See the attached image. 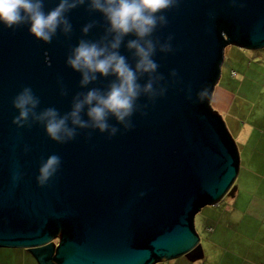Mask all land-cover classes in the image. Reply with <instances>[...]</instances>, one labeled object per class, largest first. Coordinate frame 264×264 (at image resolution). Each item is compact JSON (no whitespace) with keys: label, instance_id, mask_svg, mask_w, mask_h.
Instances as JSON below:
<instances>
[{"label":"water","instance_id":"1","mask_svg":"<svg viewBox=\"0 0 264 264\" xmlns=\"http://www.w3.org/2000/svg\"><path fill=\"white\" fill-rule=\"evenodd\" d=\"M58 3L44 0V11ZM162 14L168 24L158 26L153 38L163 43L172 35L174 51L157 48L153 59L166 93L154 103L140 97L137 103L148 104L147 114L135 112L131 130L110 118L120 129L111 138L77 129L76 138L64 144L50 139L41 124H13L18 110L12 99L30 86L40 98L37 111L54 107L63 114L76 92L106 89L114 76L97 74V81L82 88L80 73L66 59L80 39L98 40L107 22L87 4L78 6L66 13L72 32L58 30L51 43L32 35L26 24L15 29L0 24V247H23L38 264H154L199 247L195 214L233 194L239 166L211 93L227 43L264 46V0H180ZM91 21L97 23L84 34L81 29ZM134 38L126 36L125 43ZM120 53L134 66L123 44ZM147 79L145 74L139 82ZM61 82L67 96L60 94ZM51 154L62 163L41 187L38 168Z\"/></svg>","mask_w":264,"mask_h":264},{"label":"clouds","instance_id":"2","mask_svg":"<svg viewBox=\"0 0 264 264\" xmlns=\"http://www.w3.org/2000/svg\"><path fill=\"white\" fill-rule=\"evenodd\" d=\"M180 0H59V3L49 11H44V0H0V24L5 28L15 29L28 25L29 32L36 38L51 43L59 30L64 35L72 32V25L66 13L78 6L87 4V10L102 13L107 27L98 40L80 39L71 48L66 64L79 72V85L83 88L98 80L97 74L103 77L114 76L106 89L90 88L86 92H76L72 97L70 111L61 114L54 107L37 111L40 98L30 86H25L12 99V105L18 110L12 123L18 128H31L33 124L43 125L47 136L57 143H68L78 135L77 129L99 130L108 137L116 135L120 129L109 123L114 118L125 131L134 128L131 117L137 111L142 115L148 104H138L141 96H146L150 103L163 96L167 88L160 82L164 76L157 69L158 63L153 59L157 48L159 51L173 52L172 35L161 43L159 38H153L157 27L168 24V19L162 13L166 9L177 7ZM91 21L83 26L81 31L89 33L96 25ZM133 35L125 43V37ZM122 44L131 51L134 66L125 55L120 53ZM147 74V81L141 84L140 79ZM171 76L176 77L173 69ZM61 96H67L68 91L61 82ZM204 91L197 93L203 98ZM189 99L191 88L189 87ZM87 117L85 119L84 117ZM91 132L87 133L90 138ZM24 151H29L27 145ZM61 157L51 154L47 159H41L36 176L37 184L44 187L56 176L61 166ZM20 173L13 174V181L20 179Z\"/></svg>","mask_w":264,"mask_h":264},{"label":"rangeland","instance_id":"3","mask_svg":"<svg viewBox=\"0 0 264 264\" xmlns=\"http://www.w3.org/2000/svg\"><path fill=\"white\" fill-rule=\"evenodd\" d=\"M232 70L236 71V76L231 75ZM215 86L225 89L233 95L235 105L233 104L229 111L218 110V112L238 145L239 166L247 165L245 170L251 171L259 165V159L263 157L264 160V147L262 151L258 147L262 142L260 137L264 136V46L248 49L227 43L223 48L220 74ZM237 130L239 135H237ZM241 138H244L243 142ZM256 173V175L263 176L264 170L261 167ZM234 183L230 189L232 186H236ZM221 207V201L216 204H205L196 212L194 217V228L204 250H202V255L206 257L203 264H215L217 253L212 254L211 249L206 248L205 238L207 236V240H209L211 238V233H208L210 232L209 228L214 229L217 226L218 218L212 212H223L224 208L221 209ZM228 212L240 211L230 209ZM54 241L57 242L58 240ZM15 248L18 249L19 253L25 255L22 251L25 248ZM189 254L187 252L174 258L157 261L154 264H194L195 260L194 258L190 260ZM25 256L28 257L23 261L25 264L30 260L36 261L32 256ZM23 262L21 263L23 264Z\"/></svg>","mask_w":264,"mask_h":264},{"label":"crops","instance_id":"4","mask_svg":"<svg viewBox=\"0 0 264 264\" xmlns=\"http://www.w3.org/2000/svg\"><path fill=\"white\" fill-rule=\"evenodd\" d=\"M231 75L236 76V71L232 70ZM210 104L217 112L218 110L229 111L234 104V98L225 89L214 85ZM237 135H239L238 130ZM260 138L262 142L258 147L262 151L264 136ZM243 139L241 138V141ZM235 145L240 157L237 143ZM259 161V165L251 171L245 170L247 165L238 166L234 180L236 186H232L233 194L226 193L218 201H221L223 212H212L218 218L217 226L214 229L209 228L208 233H211V238L207 240L206 236L205 239L206 248L211 249L212 254L217 253L215 264H264V173L263 176L256 175L261 167L264 170L263 157ZM230 209L240 212H228ZM202 250L203 247L199 243V247L189 254L190 260L194 258V264H203L206 260V257L202 255ZM22 251L25 255L32 256L27 249ZM25 255L19 253L17 248L2 247L0 248V264H22L21 262L28 258ZM27 264L38 263L30 260Z\"/></svg>","mask_w":264,"mask_h":264},{"label":"trees","instance_id":"5","mask_svg":"<svg viewBox=\"0 0 264 264\" xmlns=\"http://www.w3.org/2000/svg\"><path fill=\"white\" fill-rule=\"evenodd\" d=\"M61 233L60 232H57V235H60ZM59 237L55 238V240H58Z\"/></svg>","mask_w":264,"mask_h":264},{"label":"bare ground","instance_id":"6","mask_svg":"<svg viewBox=\"0 0 264 264\" xmlns=\"http://www.w3.org/2000/svg\"><path fill=\"white\" fill-rule=\"evenodd\" d=\"M36 260V259H35Z\"/></svg>","mask_w":264,"mask_h":264}]
</instances>
